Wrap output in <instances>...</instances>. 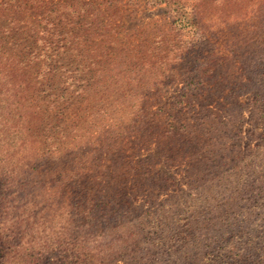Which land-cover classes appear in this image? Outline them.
<instances>
[{"label": "rangeland", "instance_id": "1", "mask_svg": "<svg viewBox=\"0 0 264 264\" xmlns=\"http://www.w3.org/2000/svg\"><path fill=\"white\" fill-rule=\"evenodd\" d=\"M53 1L101 4L122 40L108 93L97 94L106 100L87 106L73 133L78 163L67 153L20 165L11 151L0 164V263L264 264V0L196 2L197 42L163 2ZM160 36L178 46L168 76L144 84L146 69L115 67ZM123 101L148 111L118 130L109 124L124 117ZM158 107L163 124L184 128L160 134L148 115Z\"/></svg>", "mask_w": 264, "mask_h": 264}, {"label": "trees", "instance_id": "2", "mask_svg": "<svg viewBox=\"0 0 264 264\" xmlns=\"http://www.w3.org/2000/svg\"><path fill=\"white\" fill-rule=\"evenodd\" d=\"M112 1L115 0L104 2ZM151 1L165 3L172 15H178L177 32L187 30L196 42L203 38L194 18L200 6H195L196 2L204 0ZM100 5L87 1L0 0V164L11 162V151L16 162L30 166L58 161L67 153L70 156L71 150L77 147L73 133L77 131L80 115H84L92 103L106 100L102 97L108 93L104 73L108 72L106 67L112 61H117L115 51L120 45L118 41L122 40L118 38L119 24L103 18L105 10L101 11ZM162 38L159 37L156 47L146 45L141 55L137 49L139 44L135 50L123 53V61L115 62L118 64L115 67L126 63V73H130L127 67L136 65L146 69L141 78L144 84L151 77L168 76V69L173 65L169 55L174 54L172 50L178 46ZM95 72H102V79L95 80ZM134 80L126 78V86L130 87ZM99 82V90H95ZM160 84L157 81L154 84L156 91ZM98 92L101 97L97 96ZM176 105L171 104V108L176 109ZM119 106L124 117L118 123L109 124L118 130L123 121L139 124L147 114L146 109L148 111L143 102L123 101ZM161 108L148 114L152 118L150 125L161 128L160 134L184 128L182 123L179 126L167 121L163 124ZM103 126L100 125L98 131L111 133L110 128ZM69 159L70 164L78 163L72 156ZM70 170L69 174L78 175L73 168ZM82 174L87 175V171Z\"/></svg>", "mask_w": 264, "mask_h": 264}]
</instances>
